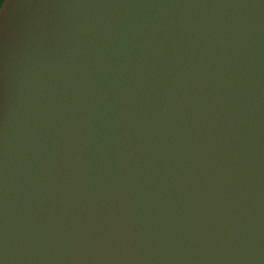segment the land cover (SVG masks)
<instances>
[{
	"label": "water",
	"instance_id": "1",
	"mask_svg": "<svg viewBox=\"0 0 264 264\" xmlns=\"http://www.w3.org/2000/svg\"><path fill=\"white\" fill-rule=\"evenodd\" d=\"M0 264H264V0H5Z\"/></svg>",
	"mask_w": 264,
	"mask_h": 264
},
{
	"label": "clouds",
	"instance_id": "2",
	"mask_svg": "<svg viewBox=\"0 0 264 264\" xmlns=\"http://www.w3.org/2000/svg\"><path fill=\"white\" fill-rule=\"evenodd\" d=\"M0 6H3V0H0Z\"/></svg>",
	"mask_w": 264,
	"mask_h": 264
},
{
	"label": "snow or ice",
	"instance_id": "3",
	"mask_svg": "<svg viewBox=\"0 0 264 264\" xmlns=\"http://www.w3.org/2000/svg\"><path fill=\"white\" fill-rule=\"evenodd\" d=\"M5 3V0H3V4ZM0 7H2V6H0Z\"/></svg>",
	"mask_w": 264,
	"mask_h": 264
}]
</instances>
